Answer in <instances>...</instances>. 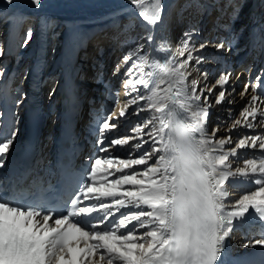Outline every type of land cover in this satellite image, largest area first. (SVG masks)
Here are the masks:
<instances>
[{"label":"snow or ice","instance_id":"obj_1","mask_svg":"<svg viewBox=\"0 0 264 264\" xmlns=\"http://www.w3.org/2000/svg\"><path fill=\"white\" fill-rule=\"evenodd\" d=\"M4 2L13 5L16 0ZM128 2L139 7L144 0ZM41 4L42 0H26L28 7L39 8ZM161 12V0H155L151 9L139 12V17L155 25L161 19ZM32 35L33 30L29 28L24 46ZM184 36L186 39L167 62L179 73H186L180 77L182 84H186L187 77L191 75L187 69L192 67L200 71L199 66L206 57L199 52L208 46L207 42L200 44L194 54L189 46L191 33L186 32ZM147 39L151 42L153 37L150 35ZM213 46L218 52L230 51L232 42L222 40ZM165 50L163 45L157 49ZM0 55H3L2 49ZM133 56L141 65L149 67L141 78L134 80V84L125 80L127 106L118 115L108 110L97 116L95 144L98 152L104 155L90 157L82 172L73 174L63 194L53 190L50 195L23 199L0 192V264H229L225 249L232 231L245 224L249 216L256 217V222L264 227V133L246 132L233 136V132L239 129L254 130L264 125V109L261 108L264 104V74L258 75L255 83L243 85L241 97H247L249 91L253 93L245 99L240 111L243 123L234 120L232 128L219 139V129L225 124H218L211 130L212 140L207 139L209 144L213 145L215 141L214 146L221 150L227 145L234 146L218 155L222 172L217 180L221 193L219 206L211 199L201 204L185 192L183 181H178L174 169H170L165 160L161 148L163 140L153 125L150 98L144 94L152 87L149 75L154 76V68L161 63L146 58L140 49L127 53L123 62L128 63ZM177 56L182 59L177 61ZM204 75L207 76L206 73ZM231 76L230 72H221L212 87L205 84L207 95L199 88L198 81H191L193 100L205 101L203 107L196 104L199 110L194 125L202 134L207 131L213 96L216 106L235 103L230 98L236 91L235 87L229 88ZM112 98L114 103H119L115 97ZM15 103L19 105L21 100ZM145 110L148 112L146 118L141 115ZM228 112L231 118L232 109L229 108ZM132 114L138 117V122L130 126L125 135L109 138L119 127V119ZM17 131H11L10 135L0 132V167L4 165V154L13 145ZM257 147L261 150L259 159L253 153V158L244 160V167H236L234 171L230 169L232 157L239 158L241 150ZM116 152L124 155L116 156ZM115 174L120 175L115 178ZM108 176L114 178L109 180ZM235 180L246 184L254 182L259 187L231 202L227 199L230 195L228 185ZM124 186H131V190ZM76 192L83 200L95 202L89 206H78L79 199L72 198ZM229 203H233V210L227 209ZM112 209L118 215L113 214ZM41 216L42 223L37 219ZM93 216H96L95 220ZM202 216L209 217L210 223H202ZM50 221L54 222V227L49 226ZM139 230H143L142 234ZM144 238H147L146 243L138 242ZM255 244L264 246V233L255 240ZM101 249L99 261L93 262L92 257Z\"/></svg>","mask_w":264,"mask_h":264},{"label":"bare ground","instance_id":"obj_2","mask_svg":"<svg viewBox=\"0 0 264 264\" xmlns=\"http://www.w3.org/2000/svg\"><path fill=\"white\" fill-rule=\"evenodd\" d=\"M178 1L176 2V4L178 3ZM187 1L188 0H180L181 3L180 10H183V12L189 9L187 8L188 5L185 4L187 3ZM203 1L205 2L206 0ZM154 2L155 0H144V3L141 6L137 7L132 4L130 5L126 4V0H42L41 6L39 8H35V7L26 6V0H16V3L13 5L17 7V12L12 16L13 20H15L12 23L13 24H16L17 22L22 23L23 31H26V28L29 25V28L33 30V35L31 40L28 42L27 46H23L21 52L17 54L16 56L17 60L14 65L15 67L16 65L17 66L20 65L19 67L23 65V67H26V69L30 68L31 65L38 68L37 72H40V82L38 83L39 84L38 91L40 92V97H42L47 90V87L49 85L48 82L51 79H53L55 75L54 72L48 71L50 68H52L53 65L50 66L49 64V67L46 68L45 65L46 58L48 59L49 54L44 50V43H54L57 42V40L62 41V46L67 51H68L67 45H71L74 48V44L77 45L78 42H82L83 38L87 39L88 41L87 44L93 43L98 37L100 28L110 25L114 26L116 22H118L121 18H123L130 12L139 16V12L144 10L145 8L151 9V6ZM174 2L175 0H161L162 12H161V19L160 21L157 22V31L159 32L165 30L166 34L163 35L160 34L158 36V39L157 40L155 39L152 44V46L157 45L158 47L157 49H159L163 45L166 49L165 51H153V50L149 51V48H151L152 46L150 47L147 46L148 34L146 35L145 40L141 34H137L136 40L133 39L130 43V45L132 46V50L140 49L141 53L144 54L146 58L157 61L159 63H161L160 62L161 57H159V55L165 53L164 66L162 63L161 65L154 68L153 71L155 72V75L154 76L149 75L148 77V79L152 82L151 90L148 93H144V94L150 98V103L152 105L153 125L155 128L158 129V135L161 137L162 134L161 132L163 131L164 133L163 143L161 145V148L164 150L163 155L170 169H172V158L170 156L168 148L166 147V143L167 141L169 142V140L174 139L175 151H178L180 146L185 145V140L181 129V123L186 124L188 127H190L191 131L194 133L197 140L201 136H204V138H206L205 133L202 134L194 126L197 122L196 112L199 109L196 108V105L193 106L191 104V101H188L187 97L184 96L185 95L184 93L188 85L191 84L192 80H194L193 77V72L195 71L194 68L191 67L186 70L187 72H190L191 75L187 77L186 84H182L180 77L186 75V73H179L177 70L171 68L170 65H167V62L173 56L172 51L169 52V49L172 48L166 45L168 39L172 37L170 36V32L173 28V25L178 26L182 21H185L187 18L190 17L191 19L192 16V13L190 14L188 13L189 15L187 14L186 16L185 13H183L180 16H178L181 17L182 19L181 20L176 15V17L173 20L171 19L169 23V12H170L169 9L174 4ZM182 4L184 5L182 6ZM9 6L11 5L6 4L4 0H0V10L3 9L6 10ZM231 6H233V4H231ZM240 7H242V3H240L237 8ZM222 12L223 10L221 11V13ZM36 19L41 24V26L38 28H36L35 26ZM140 19L145 25H148V22L143 21L142 17H140ZM62 30L67 31L65 38H61L60 36V31ZM95 31H96L95 34L97 35L92 37ZM146 31L148 32V28H146ZM41 34H43L42 43L37 44L34 47V43H33L34 38H36L39 35L41 36ZM86 35H88L89 38ZM192 43L196 44L195 46L191 47L193 48V52H195V49L199 48V45H197L199 44V41L196 38L192 37L190 40V44ZM118 44L120 45L121 41H118ZM236 46H238V44L237 45L234 44L231 47L232 54L236 52ZM109 47L110 45H106L104 49ZM119 47L121 48L122 45ZM208 48L209 45L204 49V56H207L209 54V52H206ZM132 50H126V53L122 55L120 53V50H118L117 51L118 55H121V57L117 64H115L114 60H112L115 58V55L112 54L114 53V51H116V49L112 52L110 56V64L116 66L117 69L114 71L115 74L114 72L113 74L109 73L110 80L108 83H105L106 86L105 89L103 90L105 95L102 100L103 101L102 105L107 109V111L113 110L116 113V115L119 114V111L121 109L127 106L126 100H128V98L125 96V87H124L125 80L127 79L129 81H132L133 83V81L137 78V75L133 74L134 70L132 69L133 64L135 63V60L133 61V59L136 58L135 56L133 57V59H130L129 64L124 69V65L126 66V63L123 62L124 57L127 53H129ZM136 60H138V58ZM43 67L48 72L43 71ZM148 67L149 66L145 65V73L147 72ZM57 68L58 66L56 67V69ZM253 68H255V66ZM129 69H132L133 71L129 72ZM203 69L204 68H202L201 70ZM21 71L22 70L20 68V72ZM129 73H131V75L134 77V80L133 78L131 79V75H129ZM19 74L15 78V81L11 85H8L9 87L8 95L5 96L4 94H1L2 98H6L8 100L9 106L11 107L10 113H12L13 115H21L24 110V108L20 106L22 101L19 105L15 103L16 100L20 99V93L22 88H26V89L33 88V86H31L30 84L31 76L28 77L22 76V78L20 79ZM139 75H141V73ZM197 76H199V74ZM17 78L20 80H18ZM201 78H204V76H201L200 79ZM205 83L206 82H204L201 85V89L204 90V95H207L204 87ZM163 87L166 93H164ZM232 87H235L236 91L235 94L230 98L234 99L235 103L231 105L225 103L224 105L216 109L217 112L220 113L218 116L217 125L222 123L225 124V126L219 129L217 139L225 136L227 129L232 128V124L234 120H241L243 123V120L240 116V111L244 105L245 99L250 98L251 96V91H249L247 97L241 98L240 97L241 90L239 89V87H236L235 85L231 87L229 86L230 89ZM132 95L135 96V93H133ZM166 95H168V97ZM112 97H115L119 101V103H114ZM53 102L54 104H56V107L60 106V98L58 94L54 95L52 99V103ZM180 102L185 103L186 108L182 107L180 105ZM262 106L263 105L261 104V107ZM132 107L135 108L134 105ZM163 107H168L174 112L172 121L174 120L176 123L177 134L179 135L178 140L175 139V130L172 128V124H171L172 121H169V119H167L166 117V114H164V111H162ZM51 108H53L52 105H49L48 107L44 106V113H48V111H50ZM229 108L232 109V113H235V116L232 119L229 117V112H228ZM141 115L146 118L148 115L147 110L143 111ZM137 122H138V117L135 114L129 115L127 118H120L118 121L119 127L113 130L109 138L125 135L128 132V129L130 128V127H125V125H130V124L135 125ZM157 123L158 126L156 127ZM118 129H120V132L116 134V131ZM242 130H248V131H242ZM246 132L250 134L264 133V125H261L254 130L241 129L240 136ZM95 133L96 131L94 129L93 131L90 132V135ZM47 139H48V133L45 132L41 137L40 143L44 144L47 141ZM230 147L231 146L227 145L225 146L224 149H228ZM215 151H216V155H220L222 150L215 147ZM116 156H121V155L116 154ZM239 162L240 161L234 162V159L231 158L230 164H235V165L238 164L239 167L240 166L243 167L244 162L243 163H239ZM232 168L233 166L230 169L232 170ZM129 188H131V186ZM248 191H254V188L247 189L244 194H247ZM236 231H237L236 229L232 231L230 237L227 238L226 240V248L228 251H231L229 264H251L253 262H256L258 259H262L263 261L264 251H261V249L264 248V246L257 245L256 248L254 249L249 245L246 246L245 245L246 242L240 240V238L238 237L240 234H237L235 236L234 241L232 240L230 241V239L232 238L233 234ZM143 242L146 243L147 238H145ZM241 252H244V254L240 258L238 255ZM99 256L100 255L96 254L92 261L93 262L99 261Z\"/></svg>","mask_w":264,"mask_h":264},{"label":"clouds","instance_id":"obj_3","mask_svg":"<svg viewBox=\"0 0 264 264\" xmlns=\"http://www.w3.org/2000/svg\"><path fill=\"white\" fill-rule=\"evenodd\" d=\"M218 160L215 146L209 144L204 136H201L193 147L187 150L179 149L177 157L173 160L174 174L178 181H183L185 192L190 193V197L201 204L211 199L219 206L221 193L217 180L222 172ZM201 219L202 223H210L207 216H202Z\"/></svg>","mask_w":264,"mask_h":264},{"label":"rangeland","instance_id":"obj_4","mask_svg":"<svg viewBox=\"0 0 264 264\" xmlns=\"http://www.w3.org/2000/svg\"><path fill=\"white\" fill-rule=\"evenodd\" d=\"M178 1V0H177ZM176 0H175V2H177ZM239 4H240V2H239ZM238 7V6H237ZM28 28V27H27ZM27 30V29H26ZM98 30V29H97ZM96 30V31H97ZM96 31L93 33V35H92V37H94V36H96L97 34H95L96 33ZM131 48H132V46H131ZM127 49H129V48H127ZM133 49H134V47H133ZM112 55H115V58L114 59H112V60H114V63L115 64H117L118 63V61H119V59H120V57H121V55H118V52H117V50L116 51H114V53L112 54ZM117 57V58H116ZM134 57V56H133ZM133 57H131L130 59H133ZM137 59V57L136 58H134L133 59V61L135 60V63L133 64V70H134V72H133V74H136L137 75V78H140L141 76H143L144 75V73H145V65L143 66V65H141L140 63H139V61L138 60H136ZM47 61H48V59L46 58V63H47ZM113 63V62H112ZM46 65V68L47 67H49V65H48V63L47 64H45ZM125 67H127V65L125 66L124 65V69H125ZM21 68V70L23 71L24 70V68L26 69V67H23V65L20 67ZM142 69H143V71H142ZM132 70V71H133ZM21 71V72H22ZM20 72V79L22 78V73ZM136 72V73H135ZM141 73V75H139ZM143 74V75H142ZM129 75H131V73H129ZM140 77H139V76ZM128 77V76H127ZM133 78V80H134V77L131 75V79ZM18 79V78H17ZM20 79H18V80H20ZM133 84H134V81H133ZM120 85V84H119ZM47 91V90H46ZM54 107H56V104H54L53 105ZM110 109H112V108H110ZM234 235V234H233ZM234 241L235 240V236H232V238L230 239V241Z\"/></svg>","mask_w":264,"mask_h":264}]
</instances>
